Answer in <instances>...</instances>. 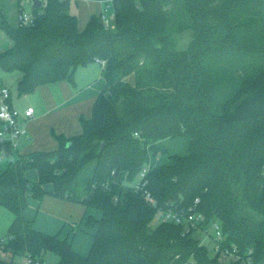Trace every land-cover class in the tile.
<instances>
[{
  "label": "trees",
  "instance_id": "1",
  "mask_svg": "<svg viewBox=\"0 0 264 264\" xmlns=\"http://www.w3.org/2000/svg\"><path fill=\"white\" fill-rule=\"evenodd\" d=\"M110 1L113 27L93 14L80 28L69 1L59 0L32 8L28 24L1 18L12 45L0 50V69L21 71L20 95L74 83L76 69L96 60L104 62L105 84L92 116L80 118L81 134L53 130L57 148L21 154L0 172V204L15 215L0 238V252L10 258L0 255V264H20L21 255L44 263L47 252L58 264H244L250 249L253 264H264V66L240 82L223 58L226 45L264 51L235 39L238 31L252 36L248 41L264 40V21L238 19L241 11L255 12L246 8L251 0ZM173 19L177 33L191 32L183 47L168 30ZM177 136L189 138V151L148 165L167 153L159 142ZM30 168L38 171L35 182L26 176ZM47 193L101 211L100 218L87 216L97 227L88 255L25 216L28 197L41 201ZM196 198L205 225L220 221L240 259L213 256L197 234L203 230L191 225L153 224L159 208L189 207Z\"/></svg>",
  "mask_w": 264,
  "mask_h": 264
},
{
  "label": "rangeland",
  "instance_id": "2",
  "mask_svg": "<svg viewBox=\"0 0 264 264\" xmlns=\"http://www.w3.org/2000/svg\"><path fill=\"white\" fill-rule=\"evenodd\" d=\"M46 2V0H43ZM258 0H251L246 8H252L256 13H260L256 7ZM69 12L75 14L78 18V24L80 28H84L89 17L93 14L101 16L102 13L111 16L114 13V5L112 2L108 3L106 0H69ZM23 8V12L26 15L32 14V3L30 0H0V21L2 16H4L11 24L17 25L18 13ZM242 8V7H241ZM245 8V11H246ZM237 13V12H236ZM262 22V21H261ZM178 21L176 19L170 20L168 23V30L173 32L176 38V46L183 47V45L191 40V32H178L177 33ZM259 29V28H257ZM237 36L235 39L237 42H243L250 50L255 47L260 49L264 45V40H257L260 38H253V41H248L250 37L246 35L245 32L239 33L236 31ZM12 41L6 36V34L0 28V50H4L10 47ZM224 64L227 74H234L235 78L240 82L246 76L252 75L254 72L258 71L264 66V51L255 53L253 51H247L246 49L241 50L236 46L226 45L224 46ZM264 50V49H263ZM227 64V65H226ZM79 70H84V76L81 78L79 76L80 84L78 90L84 91L82 94L87 95L93 87H98L102 89L105 84V79L103 76V66L100 62H94L88 66H80ZM86 70L89 72L86 75ZM76 73V71H75ZM20 70L5 71L0 69V80H3L6 85L9 86L12 91V98L15 105L31 104L36 110L40 106V96L39 91L31 93L29 95H20L17 89L18 81L21 77ZM242 77V78H241ZM132 76L128 77L132 81ZM78 80V81H79ZM77 81V82H78ZM75 74H74V83ZM74 83H70L72 88H74ZM82 83V84H81ZM83 83H85L83 85ZM87 85H90L88 87ZM100 91V90H99ZM92 111V108H91ZM189 138L186 136H177L173 138H166L164 145L167 147V153H159L151 157L150 163L148 165H155L157 162H166L168 156L173 153L185 154L189 151ZM33 144H25L24 146L17 148H12L9 152L2 151L0 147V172L9 168L11 163L16 160L22 151H27L31 149ZM26 176L29 181L35 182L38 180V171L36 168H30L26 171ZM138 177V176H137ZM48 192L53 191V184L48 183L45 186ZM83 206L79 203L70 202L53 196L51 193H47L43 200L39 201L32 196L28 197V207L25 211V216L31 220L34 219L35 228L44 231L49 234H56L60 229H62V234L66 235L71 230L73 231L72 236L69 241H72L73 250L77 251L82 255H88L93 241L94 234L97 227L88 225L87 216L89 214L95 217L100 216V210H92L82 219ZM15 218L14 213L7 207L0 204V238H7V233L10 225ZM162 220L159 214L156 215L153 224H156ZM74 228V229H73ZM75 231V234H74ZM213 233L212 225L210 224L205 231H199L197 234L201 238L202 242L207 245L211 254L216 255L214 251V242L210 238V234ZM0 255L4 258H10L9 253L0 252ZM45 262L48 264H58V256L53 252H47L44 254ZM226 262H229L234 257H223ZM15 261L24 264L26 261V256H16Z\"/></svg>",
  "mask_w": 264,
  "mask_h": 264
},
{
  "label": "crops",
  "instance_id": "3",
  "mask_svg": "<svg viewBox=\"0 0 264 264\" xmlns=\"http://www.w3.org/2000/svg\"><path fill=\"white\" fill-rule=\"evenodd\" d=\"M107 2L110 3L111 1H107ZM256 7H258L257 9L259 11H261L260 13H256V12L242 13L243 11H241L239 14H237L238 19L239 20L257 19L260 21H264V0H258ZM9 43L11 46L12 43L11 42ZM94 62H100L101 65L104 67V62H101L99 60L93 61L88 65ZM88 65H85V67ZM79 67L76 69V73H75L76 82L74 83V88H72L70 84L72 82L68 80H62L54 83L44 84L37 87V89L33 92L35 93L36 91H39L41 104L40 106H38L37 110L31 104L28 105L23 104L18 106L15 105L13 102L12 91H11V102L13 106H15L21 111L26 110L29 106L34 107L35 110L34 115L32 117H27L23 120L22 126L26 129V132L20 136L17 144V149L24 146L25 144H33L32 145L33 147L27 151H22L21 154H25L32 151L52 150L57 148L58 141L55 139V137L52 134L53 130L59 134L63 133L68 137L82 133L83 127L80 118L81 116H84L86 118H90L92 116L91 108L93 109V104L97 98V95L103 88L99 89L98 87H93L89 92H87V95L84 96L82 94L84 91L78 90V86L80 84L79 83L80 80L78 78L79 76L81 78H83L84 76V70H79ZM87 71L88 70H86V75L89 74V72ZM20 75H22V73ZM0 84L9 87L4 83L3 80H0ZM84 84L85 83H83V85ZM87 86L90 87V85ZM25 95L27 96L29 94H25ZM164 142H166V139L161 140L159 144L163 145L167 149V147L164 145ZM159 163L161 162H157V164ZM82 206L84 210L82 219L85 218V216H87V214L92 210H97V209L86 210L84 205ZM101 215L102 213L100 214L99 217L96 218H100ZM36 216L34 217V219L36 218ZM57 233H60V236L62 238L67 237L70 240L73 231L70 230L68 234L64 235L62 234V229H60ZM73 240L74 237L72 241H70L71 245Z\"/></svg>",
  "mask_w": 264,
  "mask_h": 264
},
{
  "label": "built area",
  "instance_id": "4",
  "mask_svg": "<svg viewBox=\"0 0 264 264\" xmlns=\"http://www.w3.org/2000/svg\"><path fill=\"white\" fill-rule=\"evenodd\" d=\"M69 1V0H59ZM110 1V0H107ZM31 2V1H30ZM115 13L108 16L104 13L101 14V19L106 27L114 26ZM18 21L20 23L28 24L33 21V14L26 15L23 12V8L18 13ZM34 107L29 106L26 110L21 111L11 102V90L9 87L0 84V142L8 143L13 148H17L18 139L22 134L26 132V129L22 126V122L27 117L34 115ZM148 167H144L140 172L138 180L134 183L136 188H140L144 184ZM153 202L154 199L150 198ZM200 199L196 198L194 203L189 207H180L178 205H170L167 208H159L157 214H159L163 221L174 222L176 224L191 225L197 229L205 231L208 226L205 225V215L198 209V203ZM205 225V226H204ZM213 233L210 234V238L214 242V251L216 254H220L222 257H234L240 259L241 255L236 245H227V237L223 231L220 221L215 220L211 223ZM253 250L248 251L249 257L244 264H253L250 254ZM24 264H48L44 261L42 263L38 258H32L30 255L26 256Z\"/></svg>",
  "mask_w": 264,
  "mask_h": 264
},
{
  "label": "water",
  "instance_id": "5",
  "mask_svg": "<svg viewBox=\"0 0 264 264\" xmlns=\"http://www.w3.org/2000/svg\"><path fill=\"white\" fill-rule=\"evenodd\" d=\"M32 3V8L34 9H40L45 5V2L43 0H30Z\"/></svg>",
  "mask_w": 264,
  "mask_h": 264
}]
</instances>
